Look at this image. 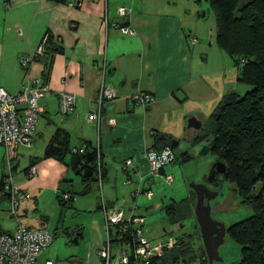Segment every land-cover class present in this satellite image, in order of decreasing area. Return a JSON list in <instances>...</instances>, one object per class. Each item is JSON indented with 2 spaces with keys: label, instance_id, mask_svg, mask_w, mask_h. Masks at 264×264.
I'll list each match as a JSON object with an SVG mask.
<instances>
[{
  "label": "crops",
  "instance_id": "0c3cea01",
  "mask_svg": "<svg viewBox=\"0 0 264 264\" xmlns=\"http://www.w3.org/2000/svg\"><path fill=\"white\" fill-rule=\"evenodd\" d=\"M195 3L196 0H0V85L10 92L21 84L33 87L45 83L48 87L39 99L42 111L32 144L19 146L13 162L14 181L21 194L28 197L19 202L25 214L20 224L43 227V221L32 223L27 214L30 206L36 209L39 198L46 193L57 196L69 191L73 201L76 183L82 187L80 194L88 193L94 184L84 189L80 175L69 166L70 156L64 161L42 156L57 128L69 133L72 146L89 141L99 148L105 177L98 181L102 193L96 201L97 209L103 201L128 210L127 193L132 197L135 183L139 186L151 179L145 151L152 147L154 136L175 140L177 132L187 127L189 117L205 120L222 96L234 91L228 80L242 83L239 68H229L213 41L206 43L207 35L199 22L203 15L194 11ZM121 6L128 9L127 14L118 13ZM115 23L131 25L136 33L123 35ZM45 32L53 37L47 53L22 66L21 58L34 55ZM103 85L113 89L115 97L103 100L97 124L87 115L97 104ZM61 91L76 96L75 109L69 114L59 112ZM141 91L151 93L155 101L147 107H129L128 98ZM175 141L178 145V139ZM22 152L29 157L28 166L35 167V175H27L28 166L20 174L16 172L19 157L25 156ZM126 159L129 164H125ZM5 175L0 145V204L4 201L9 209V194L2 185ZM131 177L133 180L125 184ZM152 184L153 179L148 188ZM102 229L103 217L91 251L98 264H102L97 254L104 242ZM78 231L75 240L82 236ZM48 248L40 259L49 258Z\"/></svg>",
  "mask_w": 264,
  "mask_h": 264
},
{
  "label": "trees",
  "instance_id": "16d2710c",
  "mask_svg": "<svg viewBox=\"0 0 264 264\" xmlns=\"http://www.w3.org/2000/svg\"><path fill=\"white\" fill-rule=\"evenodd\" d=\"M206 1L215 14V40L219 48L233 57L234 65L239 68L238 79L252 87L243 94L230 91L223 95L202 121V127L192 142L210 140L202 151L213 152L218 161L225 164L223 179L234 184L241 197L240 202L252 210L249 216L227 226V236L240 246L238 264H264V0H247L243 4L238 0ZM52 40L50 34L45 43V53ZM84 143V152H72L69 133L57 128L42 156L59 161L70 156V168L78 172L84 189L89 190L92 183L99 181L98 151L91 142ZM168 145L171 146V139L159 134L154 136L152 147L160 149ZM100 158V178L103 179L102 155ZM189 158L190 154L183 152L173 161L183 162ZM56 197L63 205L72 201L70 193L68 199H64L62 194ZM193 202L194 198L183 206H178L175 201L169 203L164 206L166 215L174 221L187 215L195 217ZM177 210L179 216L175 214ZM181 243L179 240L177 247L162 255L163 264L169 262V258H178L182 250L180 246L184 245ZM200 250L202 255L199 254V258L206 259L203 246Z\"/></svg>",
  "mask_w": 264,
  "mask_h": 264
},
{
  "label": "rangeland",
  "instance_id": "374dc122",
  "mask_svg": "<svg viewBox=\"0 0 264 264\" xmlns=\"http://www.w3.org/2000/svg\"><path fill=\"white\" fill-rule=\"evenodd\" d=\"M196 1L195 9H193L194 11L198 10L203 15L199 22L206 32V43L209 45L212 40L214 48L218 50L219 46L215 40L214 11L206 0H199L200 4L198 0ZM246 1L238 0L239 4H243ZM212 28L213 33L211 32ZM212 34L213 37L211 39L210 35ZM219 50L221 49L219 48ZM219 52H222L225 56L226 61L229 63V68L234 67L233 57L223 50ZM243 61L242 59L240 63L242 64ZM229 71L228 74L231 77L233 70L230 69ZM235 71H238L236 67ZM231 81V87L239 94L245 93L252 87L244 82L238 84L235 80H228L229 85H231ZM205 117L207 118V116ZM205 117L204 119H206ZM196 132L197 129L193 127H185L184 131L181 129V131L177 132L175 140L178 139L179 142L173 150L178 156L183 152H187L190 154V158L183 162L172 161L165 165V174L172 175L170 183L165 180L164 174L152 175L151 179L146 180L142 185L138 186L135 183V186L132 188L138 190L139 193L134 198L127 193V205L129 206L126 207L135 204L138 207L137 212L145 217L144 234L150 240L151 247H156L159 242H164L169 237L176 238L177 241L172 247H166L162 250L163 254L165 252L170 253L174 247H177L179 240H182L181 244L184 243L183 246H180L181 249L188 246L198 253L197 255L201 253L200 248L203 246V243L195 217L187 215L182 219L178 217V220H170L164 209L165 205L174 201L179 203L177 204L178 206H183L186 201H191L194 198L193 203L195 204V194L193 195V191L190 188V183L192 182L204 183L210 189L214 188L218 191L217 196L209 200L211 215L213 219L224 223L226 227L252 213L248 205L240 202L241 197L236 193L234 184L223 179L222 174L216 175L218 185L211 186L208 177L218 159L213 152L208 151L204 153L202 151V148L208 145L210 140L206 139L197 143L192 142V138ZM96 148L99 149L97 146ZM22 155L25 156L19 157L17 173L23 171V168L29 164V157L24 152H22ZM10 173L14 174L13 167ZM130 179L131 181L133 180L132 177ZM152 179L153 184L150 186V189L153 195L148 198L140 190L148 189V182ZM136 181L139 183L140 179H136ZM124 183L128 184L126 181ZM74 189L76 191L74 193V200L68 201L64 205L59 202L56 195L46 193L43 197L39 198V205L36 206L35 210L30 206L27 217L32 223L43 221V227H46L53 233L52 244H50L46 255L53 259L56 264H84L85 262V264H98L97 256L95 253H91V251H93L94 247L92 245L97 241V237H99V227L103 217L101 207L100 209L96 207V201L101 199L102 193L99 182L94 183L92 189L85 194H80L82 190L80 182L75 184ZM188 198L190 199L188 200ZM5 205L4 201L0 204V227L13 231L16 228L17 222L9 209H6ZM175 214L179 216L180 212L177 210ZM17 215L20 221H23L25 218V214L21 213L19 207L17 208ZM78 229H80L82 236L75 240L79 233ZM101 234V237L103 238L104 236L105 240L104 226ZM218 251L222 260L213 261L212 264H232L240 259V246L228 236H225L224 242L219 246ZM76 259H84V261L79 263ZM168 261L165 264H207V260L199 263H190V261H183L177 257L169 258Z\"/></svg>",
  "mask_w": 264,
  "mask_h": 264
},
{
  "label": "built area",
  "instance_id": "2783aa9c",
  "mask_svg": "<svg viewBox=\"0 0 264 264\" xmlns=\"http://www.w3.org/2000/svg\"><path fill=\"white\" fill-rule=\"evenodd\" d=\"M120 15L128 13V9L121 6L118 9ZM114 27L123 35H133L136 30L131 25L115 23ZM50 33L45 32L38 43L33 56L21 58V65L26 66L34 57L42 56L45 53V43ZM195 39H193L194 41ZM48 90L45 83H37L33 87L21 84L19 89L10 92L0 85V145L3 147V157L7 165V175L3 179L4 189L9 194V211L17 222L13 231L0 229V264H56L51 258L40 259V255L50 246L53 240V233L46 227H27L20 224L17 215V208L21 198H28L21 194L19 186L14 181V174H11L13 162L17 157L19 146H31L35 129L41 115L39 99ZM115 97L113 89L108 86H101L99 89L97 104L92 106L87 119L99 123L101 116V105L103 100ZM59 112L69 114L75 109L76 96L72 92L61 91L58 94ZM155 101L154 96L149 92H136L128 98V106L147 107ZM114 123V120H110ZM86 144L83 142L78 146H72V152H84ZM98 153V177L100 178V151ZM145 157L149 163L148 175L164 174L162 172L166 164L172 162L176 154L171 146H164L160 149L149 147L145 151ZM130 160L126 159L125 164ZM28 176L36 173L32 165L26 171ZM165 180L170 183L172 175L164 174ZM128 179L127 182H130ZM146 197H152L150 188L140 190ZM69 191L62 194L68 199ZM139 193L132 192V197ZM138 207L133 204L127 210L125 207H114L101 202L103 215V226L105 240L98 249L97 254L102 264H163L161 257L162 250L172 247L176 238L169 237L164 242H159L156 247H151L150 240L144 234V215L137 212ZM167 241V242H166ZM115 261V262H114ZM114 262V263H113Z\"/></svg>",
  "mask_w": 264,
  "mask_h": 264
},
{
  "label": "water",
  "instance_id": "95a60500",
  "mask_svg": "<svg viewBox=\"0 0 264 264\" xmlns=\"http://www.w3.org/2000/svg\"><path fill=\"white\" fill-rule=\"evenodd\" d=\"M187 127H193L198 130L202 127V121L195 116H191L187 119ZM176 145V142L171 140V147ZM225 171V164L221 161H216L211 169L208 181H216V175L224 174ZM76 174H78L77 171ZM190 188L195 193L194 215L199 227L207 264H212L213 261H221L222 257L219 255L218 249L224 242L225 236H227V227L224 223L213 219L209 203L210 199L217 196L218 191L210 189L204 183L192 182L190 183ZM188 261H191V258ZM232 264H238V261Z\"/></svg>",
  "mask_w": 264,
  "mask_h": 264
},
{
  "label": "flooded vegetation",
  "instance_id": "af4514ba",
  "mask_svg": "<svg viewBox=\"0 0 264 264\" xmlns=\"http://www.w3.org/2000/svg\"><path fill=\"white\" fill-rule=\"evenodd\" d=\"M216 181H212L211 186L218 185V182H216ZM211 189L215 190L214 188H211ZM200 252H201V250H200ZM197 254L198 253H196L193 249H191L190 247L187 246V248L180 250L178 259L183 260V261H188V259L191 258L190 263L191 262H194V263L198 262L199 263V262H204L207 260L204 257L199 258V256ZM200 254L202 255V253H200Z\"/></svg>",
  "mask_w": 264,
  "mask_h": 264
}]
</instances>
